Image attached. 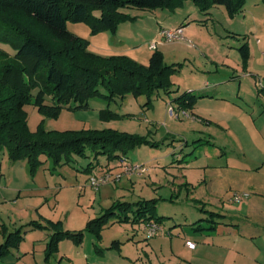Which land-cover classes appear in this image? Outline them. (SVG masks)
<instances>
[{
    "label": "rangeland",
    "instance_id": "obj_1",
    "mask_svg": "<svg viewBox=\"0 0 264 264\" xmlns=\"http://www.w3.org/2000/svg\"><path fill=\"white\" fill-rule=\"evenodd\" d=\"M123 11L132 17L124 21L126 25L130 23L128 28H120L125 36L132 24L135 28L144 25L149 30L146 35L132 37V44L140 45L145 37L155 40L161 20L170 26L189 18V23L198 27L197 38H190L192 49L176 48L174 41H164L161 34L156 40L163 43L160 47L165 45V63L177 68L170 75L171 86L177 91L160 90L150 101L147 95L129 94L123 100L110 101L96 96L89 100L88 107L63 108L58 116L43 113L34 102L28 103L25 110L33 131L40 125L47 130L113 128L145 136L150 142L131 149L128 155L134 164H146L148 168L141 178L122 180L116 186L106 184L96 190L89 178L107 157L96 158L90 147L86 156H74L70 163L55 165L48 160L35 171L26 161L13 162L6 151L1 153L0 228L1 222L9 230L19 226L20 234L30 241L20 242L21 258L10 252L3 256V264H81L84 260L88 264L98 260L97 257L102 260L96 262L111 264V255H121L122 250L133 255L132 264L169 263L173 255L171 245L165 244V226L169 228L177 217L185 218V214L191 218L204 203L197 197L196 187L189 183L200 171L198 165L237 163L245 160L241 159L245 156L249 159L244 149L248 144L264 151V0H245L233 15L224 5L212 4L205 12L194 0H186L174 8L127 7ZM68 29L89 40L90 52L108 56L107 50L116 47L111 31L94 33L88 23L71 21ZM244 42L249 46L248 58L239 49ZM0 49L14 56L10 45L0 42ZM206 81L210 87L205 92L211 94L213 90L216 96L202 97L203 91L194 89ZM102 91L105 92L104 88ZM190 91L197 101L195 112L186 114L177 110L173 99ZM46 102H51L50 97ZM106 108L123 115L109 117L103 112ZM90 163L97 168L86 171ZM119 172L118 169L114 173ZM250 195L253 192L249 189H232L219 197L218 203L231 209ZM152 199L156 200L155 215L162 217V222L154 219L162 229L152 238L144 232L148 221L135 220L132 211L125 213L129 215L127 221L110 216L102 227L100 240L87 229L90 220L105 214L116 203ZM75 229L84 231L81 242L64 237L56 251H48L55 231L79 232ZM115 243L121 249L108 248ZM101 246L105 253L100 251ZM70 254L79 256L78 260L70 258Z\"/></svg>",
    "mask_w": 264,
    "mask_h": 264
},
{
    "label": "trees",
    "instance_id": "obj_2",
    "mask_svg": "<svg viewBox=\"0 0 264 264\" xmlns=\"http://www.w3.org/2000/svg\"><path fill=\"white\" fill-rule=\"evenodd\" d=\"M186 0H0V42L10 45L14 56L0 49V155L7 152L13 162L24 160L35 169L50 160L65 164L74 156H86L90 147L97 158L109 160L128 156V152L150 141L142 135L113 128L83 130H47L40 125L31 130L25 106L34 102L50 116H58L63 108L88 107L92 97L124 99L127 95H147L149 101L160 90L175 92L170 75L177 70L164 61L161 50L153 51L147 65L127 55L102 56L88 50L89 40L68 29V22H86L94 33L116 32L119 24L130 15L127 7L163 9L175 7ZM207 12L213 5H224L233 15L245 0H194ZM244 58L250 55L249 46H240ZM104 88L105 92L102 91ZM35 91H37L35 93ZM50 97L51 102L47 103ZM181 110H192L197 101L193 92H183L174 99ZM109 117L122 116L104 109ZM93 164L86 167L91 170ZM156 200L115 204L105 214L90 220L87 229L101 238L102 227L110 216L127 221L128 211L135 220L161 221L156 216ZM119 212H118V211ZM124 211V213H123ZM217 213L211 212L213 220ZM21 229L7 234L0 244V264L5 254L18 247L24 235ZM84 231H55L48 251H56L64 237L77 243Z\"/></svg>",
    "mask_w": 264,
    "mask_h": 264
},
{
    "label": "crops",
    "instance_id": "obj_3",
    "mask_svg": "<svg viewBox=\"0 0 264 264\" xmlns=\"http://www.w3.org/2000/svg\"><path fill=\"white\" fill-rule=\"evenodd\" d=\"M188 20L189 18H186V20H181L177 22V24H171L170 26H165V24H163L164 20L159 21L157 38L152 40L154 37H145L141 40L143 42L140 45L132 44L131 40L135 35H146L149 30H147L144 25L135 28L132 24L131 30H129L127 36H125L126 34L121 33L120 28H128L130 23L126 25V22H123L121 23L122 27H120V24L116 32L111 33L116 47L107 50L109 51L107 52L108 56L127 55L138 62L147 64L150 61L153 51L156 49L161 50L165 56V45L160 47V44L163 43L156 41L163 27L184 26L186 39L174 41L176 43L174 46L176 48L192 49L194 44H192L193 41L190 38H197L199 30L197 29L198 27H194V23H189ZM103 32L104 34H109L107 32L110 31ZM154 41L157 42V47L155 49L150 47L151 43ZM254 46L256 47L255 43L254 45L252 44L253 49L255 48ZM208 86L210 87V84L206 81L198 86V88L194 89L203 91L200 94L202 97L205 95H210L211 97L216 96L217 94L213 93V90L210 91L211 94L205 92L207 90L209 91ZM212 89L216 90L217 88L214 87ZM176 108L179 111L181 110L178 106ZM187 112L192 114L195 110L193 108ZM244 149H247L246 152L249 154V159L245 156L241 158H245V160L238 161L237 163L226 162V164L220 165H198L197 168H199L200 171L193 179L189 180V183L196 187L195 192L198 195L197 197L204 203L191 218H188L185 214V218L177 217L176 222L171 223L169 228L165 226V231L163 230V232H165V244L171 245L173 255V259H171L169 263L165 262V264H264V151L253 144L251 146L248 144L247 148L244 147ZM114 164L115 160L107 159L105 163L99 164L98 168L97 165H93L91 170L97 168V173H101L106 168L112 169L114 172L118 169L121 171V168ZM135 177L141 178V175H126L122 180L133 181ZM122 180L112 183V185L116 186L121 183ZM1 183L2 176L0 174V189H2ZM232 189H249L253 192V195L247 197L240 205L231 207V209H228L226 205L220 206L219 203H221V201H218L219 197ZM206 203L210 204V206L208 207V204L205 205ZM211 212L217 213L219 216H214V218H212L213 220L208 219V214ZM160 222H162V220ZM1 225L3 228H0V244L4 242L7 234L19 228V226H16L12 229L14 231H12L8 229L9 226H7L5 222H1ZM177 225L181 226L180 229L176 228ZM73 231L79 230L75 229ZM144 232L146 231L144 230ZM23 240L22 244L30 243L26 237H24ZM175 240L179 241L175 242ZM187 240L194 241L196 244L195 247H188L186 245ZM95 241L94 239L93 242ZM116 241L118 242L120 240ZM22 244L18 245L16 248H12L8 253L11 252L13 256L16 255L18 258H21ZM115 247L121 249L119 243L108 246V248L112 249ZM25 251H27L25 252L26 254L29 253V248ZM100 251L104 252L102 246L100 247ZM120 254L121 255L114 253L111 255V259L113 260L111 264H132L131 261H133L134 257H132L133 255L130 254V252L122 250ZM70 255V258L77 260L79 258V256L77 257L74 254ZM86 255L87 258L90 257L88 253ZM97 259L98 260H95V262L88 264H101L96 261H101L102 258L97 257ZM86 262L87 261L84 260L79 263L87 264ZM10 263L20 264L19 262Z\"/></svg>",
    "mask_w": 264,
    "mask_h": 264
},
{
    "label": "built area",
    "instance_id": "obj_4",
    "mask_svg": "<svg viewBox=\"0 0 264 264\" xmlns=\"http://www.w3.org/2000/svg\"><path fill=\"white\" fill-rule=\"evenodd\" d=\"M160 34L164 41L172 42L178 40H185V27H163L160 30ZM151 48L155 49L157 47V42H153L150 45ZM184 111V110H183ZM172 116H175L174 110L171 109ZM184 113L187 114L186 111ZM178 115V114H177ZM117 167L121 168V172L114 173L112 169L106 168L101 173L95 172L89 178L90 185L95 189H100L103 185L116 183L123 179L126 175L138 174L143 175L147 170L148 166L146 164H134L130 158L127 156H121L115 160V164ZM161 224H159L155 220H151L146 222L145 230L148 238L154 237L159 230H161ZM186 245L190 248L195 247V242L192 240H187Z\"/></svg>",
    "mask_w": 264,
    "mask_h": 264
}]
</instances>
